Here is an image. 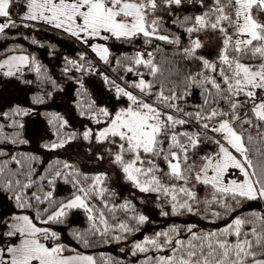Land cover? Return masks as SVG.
Here are the masks:
<instances>
[{
    "label": "snow or ice",
    "instance_id": "snow-or-ice-1",
    "mask_svg": "<svg viewBox=\"0 0 264 264\" xmlns=\"http://www.w3.org/2000/svg\"><path fill=\"white\" fill-rule=\"evenodd\" d=\"M185 3L195 10L181 15L178 9ZM166 19L182 33L172 31ZM21 25L46 27L74 52H65L60 70L75 82L72 107L79 127L73 126L72 109L67 115L41 112L47 125L43 136L49 137H40L44 149L71 150L75 145L77 160L115 166L134 188L155 194L151 202L162 217L193 214L226 221L207 230L172 223L145 234L131 243L130 256L144 254L135 264H264V227L256 228L264 226V210L233 215L246 201H264V159H253L254 152L264 157V0H0V35L8 36L6 29ZM19 35L32 44L57 48L19 30L12 34ZM138 38L147 47H139ZM157 41L172 46L171 57L163 56L165 49ZM109 42L132 45L133 51L120 53L112 63ZM4 51L3 77L30 85L23 74L35 71L41 85H51L33 94L31 105L17 102L0 111L13 129L3 133L0 124V139L27 145L31 141L24 135V118L36 113L35 105L54 99L62 85L20 44ZM156 53L172 62L167 75ZM179 61L190 62L183 73L176 67ZM93 75L101 84L96 95L86 86L85 78ZM176 75L179 80L172 79ZM195 89L198 104L187 99ZM0 154L7 155L3 150ZM19 157L13 154L10 160L17 165L23 160V179L0 184L15 209L0 213V264H99L80 249L125 241L150 219L128 198L118 204L105 199V194L115 195L104 183L107 171L83 172L77 160L65 159L57 160L56 167L49 162L34 180L33 164L41 157L30 152ZM8 163L3 162L0 173ZM57 180L72 184L67 198L55 197ZM38 181H46L47 189L41 183L37 190L26 191ZM198 185L205 188L203 197ZM75 209L86 214L87 228L69 226ZM105 209L115 222H109ZM64 227L79 248L64 242ZM103 264L132 262L116 257L104 258Z\"/></svg>",
    "mask_w": 264,
    "mask_h": 264
},
{
    "label": "trees",
    "instance_id": "trees-1",
    "mask_svg": "<svg viewBox=\"0 0 264 264\" xmlns=\"http://www.w3.org/2000/svg\"><path fill=\"white\" fill-rule=\"evenodd\" d=\"M196 9H199V5H196ZM195 9L192 5L185 3L183 6V10H179L181 15L188 13L191 14ZM15 8L13 9V13L15 15ZM165 24L175 32L182 33V29L178 26L171 24L170 20L166 19ZM21 31L28 36H35L37 40L40 41H48L50 43H56L57 48L50 50L47 47V44H32L30 40H25L23 35L15 36L13 38L12 34ZM9 33L8 36L0 35V58H3L4 55L8 54L4 50L7 49L10 45L13 44H20L24 50H26L29 54H35L37 59L40 61L41 65L48 70V73L52 75L58 83L62 85L61 89H57L54 93V99L46 100L42 105H35L36 113L27 115L25 119V131L24 135L28 138L31 142L27 145L17 144L13 145L9 141L0 139V150L6 152L7 155L0 154V167L4 166L3 162L7 159L9 163L7 164L5 171L0 173V184L6 183L8 181L15 182L16 179H23L20 175L21 172L27 171L26 165L22 160L21 165H17L15 161L10 160V156L16 154L18 158L20 152H30L35 153L41 157L40 163H34L33 166L36 168V172L33 174V179L35 180L37 176L44 172V169L49 166V162H51L53 167L57 166V160H77V152L75 150V145L73 148L69 150L67 147L64 149H55V150H48L44 149L42 145V140L40 137H43L44 140H47L48 136H43L44 129L47 128L45 118L40 115L41 112L45 110L49 111H61L68 114V110L72 109L71 115L74 117L73 119V126L79 127L80 118L76 116L75 110L72 107V100L75 97V82L72 80H68L64 78L61 74V63L63 61V56L65 52H69L70 54L74 55V52L68 47V42L63 40L59 37L55 32H50L45 27L41 30H31V29H24L21 25L19 29L16 28H9L5 30ZM211 35V33L209 34ZM112 46V51L114 53V57L112 63H115V56H119L122 52H127L131 54L133 51L132 45L129 44H122L119 42H109ZM157 43H162L157 41ZM136 44L143 48L147 47L143 44V39L138 38ZM73 48L75 46H72ZM152 48H155V44L151 45ZM162 47L165 49L163 56L171 57V45L163 44ZM49 51H52V55H49ZM90 51V50H89ZM94 55V54H93ZM161 53H156L157 62L161 64L162 69L167 75L169 69L172 68V62L168 60L161 59ZM190 62L187 61H179L176 64V67L180 69V72L183 73L189 65ZM107 68V65L104 66ZM191 70H195L192 68ZM108 73L111 75V69H108ZM128 78H132V74H127ZM23 78L26 80H31L32 83L30 85H25L21 83V81L15 77L12 78H5L0 74V111L6 110L8 107L11 106L13 103H22L25 105H31V96L33 94H38L42 92L45 88H50V84L41 85L40 82L37 80V75L35 71H26L23 74ZM87 81L86 86L89 88V91L93 93V95L97 94V90L101 88V84L98 79L93 75L91 77L85 78ZM174 80H179L180 75H176L172 77ZM105 91H107L105 89ZM187 99L192 104L200 103V93L198 89L193 90V93L187 97ZM87 123V121H83ZM0 124H4L3 133L11 134L13 129L4 121L3 117H0ZM186 127H191V125H186ZM253 134L255 135L256 130H252ZM206 147H211V145H206ZM264 150V149H262ZM254 162L258 160L264 159V157L260 156L259 153H253ZM162 166L163 161H159ZM77 163L83 172L92 173L95 171H107L108 176L105 179L104 183L106 187L110 190L115 192L114 196H107L105 194V199H108L110 203H120L125 198L130 199L135 205L137 211H143L145 214L149 215V221L145 222L144 225L140 227V230L137 232L132 233L129 238L125 241L121 242H113L111 244H103V243H95V245L89 249H80L82 251L86 250L93 256H95L99 262V264H103L104 258H116L119 257L122 261H131L132 264H135L136 261L142 259L144 254L136 253L134 256L129 255V251L131 248V243L133 240L142 239L143 235L151 234L154 231L160 230L162 228L167 227L169 224L178 223V224H186V223H193L197 225V229H209L214 227H220L225 223V220H217V221H208L202 219L200 216L187 214V215H168L166 217H162L159 214V209L156 208L155 204L151 201H154L155 194L154 193H143L140 190L134 188L131 183L123 180L122 173L119 171L118 168L115 166H110L107 162L103 164H97L90 162L89 159H85L81 157L77 160ZM43 184L45 189H47L46 181L37 182L36 187L26 189V191L31 192L37 190V188ZM204 187L202 185L197 186V190L199 195L202 197V193L204 192ZM74 191L73 186L71 183H67L64 180H57L56 187L54 189V195L59 199L67 198L70 193ZM98 205L102 206V201L96 200L95 197L92 198ZM257 209V210H264V201L259 199L246 201L242 204L239 208L235 209L233 215L235 214H243L244 212L248 211L249 209ZM15 210L12 201L9 199L7 193L0 187V213H7L9 210ZM105 214L110 223L115 222L113 219V214L108 209H105ZM118 217L123 218L124 213L123 211L118 212ZM72 224L69 226H75L81 229L88 227L87 217L86 214L82 209H75L72 211L71 215L69 216ZM253 225L249 224L246 227L251 228ZM63 227V226H61ZM262 225L257 224L256 228L259 231ZM182 235H186L182 233ZM63 238L66 244H70L73 247L79 248L80 246L76 243L75 240L68 234L67 228H63ZM96 240V237H93ZM121 248L124 251H121ZM101 253L104 254V257H101ZM151 255H155L154 252L150 253Z\"/></svg>",
    "mask_w": 264,
    "mask_h": 264
},
{
    "label": "rangeland",
    "instance_id": "rangeland-1",
    "mask_svg": "<svg viewBox=\"0 0 264 264\" xmlns=\"http://www.w3.org/2000/svg\"><path fill=\"white\" fill-rule=\"evenodd\" d=\"M204 192H205V189H204ZM201 195H202V197H203L205 194L202 193Z\"/></svg>",
    "mask_w": 264,
    "mask_h": 264
}]
</instances>
